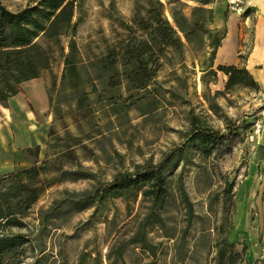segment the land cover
<instances>
[{"label": "trees", "instance_id": "trees-1", "mask_svg": "<svg viewBox=\"0 0 264 264\" xmlns=\"http://www.w3.org/2000/svg\"><path fill=\"white\" fill-rule=\"evenodd\" d=\"M0 0V105L6 107L10 98L19 92V86L41 77L51 68L58 53L62 62L58 92L54 101L48 97L49 106L59 114L64 109L81 111L90 121L92 109H112L115 115L121 109H158L165 104V91L156 82L163 63L183 59L185 47L202 54L201 79L226 76L223 92L234 88L259 91L260 86L244 66L218 64L214 66L216 50L226 34L225 26H215L214 6L217 0H189L194 5L185 13L182 0H135L131 18L123 25L125 34L104 53L84 56L76 42L80 3L78 0H27L23 7L10 9ZM169 5V18L165 14ZM225 17V16H224ZM64 40H67L64 44ZM206 82V81H205ZM55 87V83H52ZM169 94L171 90L167 91ZM218 93V92H217ZM173 96V95H171ZM226 117H224L225 119ZM250 123H236L226 118L224 131L212 127L208 121L190 112L188 129L179 145L167 152L159 162L136 165L133 170L115 173L110 180L96 181L81 191L65 190L63 195L39 211L35 233L29 237L22 229L26 212L54 183L46 177L50 169L60 176L89 178L91 173L71 171L62 163L66 154H73L81 145L77 136L66 130L61 137L49 130V139L60 146L50 154L48 139L42 160L30 166L18 167L0 176V264H14L13 256L28 245L36 264L44 257V236L51 221L67 207L78 211L92 209L87 221L100 220L110 225L106 203L120 198L126 207L139 201L143 211L132 219L133 229L127 237H116L103 256L98 250H83L75 264H126L125 254L138 248L147 260L144 264H158L161 242H154V230L165 231L170 222L168 207L174 197L169 189V178L178 172V196L186 212V227L191 225L193 206L183 188L182 173L191 151L204 156H222L231 150L234 137L241 136ZM69 141L66 147L64 141ZM63 147V148H62ZM36 146L32 152L38 157ZM230 193L234 181L225 184ZM228 198H231L228 197ZM216 244L218 264H238L243 252H238L228 239L229 231L223 230ZM186 232V231H184ZM166 237H169L167 235ZM245 252V251H244ZM104 257V258H103ZM59 264H69L67 260Z\"/></svg>", "mask_w": 264, "mask_h": 264}, {"label": "rangeland", "instance_id": "rangeland-1", "mask_svg": "<svg viewBox=\"0 0 264 264\" xmlns=\"http://www.w3.org/2000/svg\"><path fill=\"white\" fill-rule=\"evenodd\" d=\"M78 1L80 20L76 42L80 51L84 56L104 53L125 34L123 25L131 18L135 0ZM26 2L27 0H7L5 3L14 10L23 7ZM182 3L186 5L183 7L185 13L194 5L189 0H182ZM216 3L218 2L215 5ZM169 7L166 4L165 14L168 18ZM66 41H63L64 44ZM54 55L55 61L51 68L44 71L40 78L19 86V93L14 100L16 103L25 100L34 89L40 90L44 97L47 95L53 101L56 99L62 62L57 52ZM201 56V53L186 46L183 59L176 58L172 63H163L156 82L165 91V104L158 109H121L117 115L112 109H92L90 121L83 118L81 111L65 109L66 103H63L64 109L59 114L48 109L44 115H50L55 135L62 137L69 130L81 141V145L72 150L73 154L64 156V168L91 173L92 176L73 179V176H60L50 169L46 172V177L53 179L54 183L46 188L26 212L24 222L27 226L22 229L12 228L10 231H20L32 237L39 211L60 198L65 190L81 191L91 187L96 181L110 180L117 172L133 170L136 165L146 162H159L184 139L188 117L192 112L204 117L212 127L222 131L226 118L236 123L247 121L250 126L243 135L234 137L231 150L225 155L204 157L195 151L188 154L182 173L183 188L193 206V218L188 228H185L186 212L178 196L177 175L180 164L168 179L169 189L174 197L168 207V230L167 233L154 230L152 234L154 242L162 243L158 264H218L216 244L223 237L220 228L225 220L223 230L228 232L231 227L227 236L230 242L234 241L238 252H243L244 255L249 249L264 250V219H260L256 205V200L259 198L258 203L261 200L255 189L248 190L249 181L245 182L250 175V165L253 164L257 136L262 132L260 117L264 110V89L253 91L234 88L230 92H223L224 81L218 75L213 81L211 78L201 79ZM52 83H55V87ZM168 89L171 90L170 94ZM13 104L11 101L9 105L14 106ZM13 116L15 121L23 123L25 113L19 109H8L3 113L0 111V123L14 121ZM256 124L261 126L257 135ZM4 131L5 128H0L3 140ZM53 139L54 136L49 139L50 154L60 149ZM70 141L72 140L68 142ZM64 142L67 147L68 142ZM254 167L256 174H262L264 168L261 163H254ZM230 181H234L233 188L230 193H225V184ZM261 204L264 210V202L261 201ZM106 207L107 219L114 218L110 225L102 221V218L87 221L92 209H63L49 225L44 236L45 256H41L36 264H59L64 260L75 264L83 250L96 249L104 256L113 239L130 234L133 229L132 219L143 211L139 201L126 207L120 198L107 201ZM256 213L258 215L255 218ZM13 257L14 264H28L35 260V253L31 255L29 246L25 245ZM103 261L106 264V260ZM125 261L126 264H144L148 260L135 247L126 252Z\"/></svg>", "mask_w": 264, "mask_h": 264}, {"label": "crops", "instance_id": "crops-1", "mask_svg": "<svg viewBox=\"0 0 264 264\" xmlns=\"http://www.w3.org/2000/svg\"><path fill=\"white\" fill-rule=\"evenodd\" d=\"M252 1L253 6L245 16L229 11L221 2L214 6L215 26L219 28L224 23L226 29L225 37L216 50L214 66L218 64L244 66L260 88L264 89V0ZM218 77L222 78V81L226 80V76L222 73H218ZM35 80L37 79L25 83ZM16 97L17 95L10 98L6 107L0 105L2 113L8 109H19L25 113L23 123L15 121L14 116V121L0 123V128H5L2 134L5 137L4 140L0 137V176L14 168L30 166L42 160L52 126L50 115H44L48 109H51L47 95L44 97L40 90L34 89L20 103L14 101ZM11 101L14 102V106L9 105ZM260 121L262 132L257 136L253 164L250 165V175L246 177L245 182L249 181L248 190L255 189L260 200L264 202V170L259 175L256 174V167H254V163L259 162L264 168V110ZM36 146L39 147L37 158L31 154ZM29 149L32 150L31 153ZM258 201L259 198L256 200L258 213L260 219H264L263 205L261 201L259 203ZM257 215L256 213L254 217L256 218ZM237 223L240 224L238 221ZM262 241L264 242V234ZM239 264H264V250H247L243 255L242 263Z\"/></svg>", "mask_w": 264, "mask_h": 264}, {"label": "built area", "instance_id": "built-area-1", "mask_svg": "<svg viewBox=\"0 0 264 264\" xmlns=\"http://www.w3.org/2000/svg\"><path fill=\"white\" fill-rule=\"evenodd\" d=\"M217 1L224 3L229 11L234 12L239 16L247 15L249 13V10L253 6L252 0H217ZM258 129H260V124H256L255 134Z\"/></svg>", "mask_w": 264, "mask_h": 264}, {"label": "bare ground", "instance_id": "bare-ground-1", "mask_svg": "<svg viewBox=\"0 0 264 264\" xmlns=\"http://www.w3.org/2000/svg\"><path fill=\"white\" fill-rule=\"evenodd\" d=\"M261 127V126H260ZM260 131V129H258L257 131H256V134L258 133Z\"/></svg>", "mask_w": 264, "mask_h": 264}]
</instances>
